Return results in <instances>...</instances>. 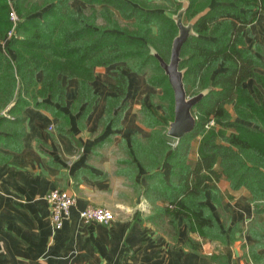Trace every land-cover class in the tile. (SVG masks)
Returning <instances> with one entry per match:
<instances>
[{
	"label": "crops",
	"instance_id": "obj_1",
	"mask_svg": "<svg viewBox=\"0 0 264 264\" xmlns=\"http://www.w3.org/2000/svg\"><path fill=\"white\" fill-rule=\"evenodd\" d=\"M145 1L153 7L166 5L163 0ZM174 2L181 3L175 14L169 6L163 9L172 18L183 10V23L192 25L217 4L235 5L233 0ZM189 4L200 5L202 10L186 21L184 12ZM70 6L87 15L95 14L98 24L105 23L100 14L103 4L70 0ZM241 33L245 47L261 63L255 73L263 76L264 12L242 27ZM9 38L5 35L0 39V50L13 59L14 51L7 47ZM118 65L123 64L95 67L91 86L96 99L87 113L85 103L72 105L77 80L62 76L66 87L63 105L46 99L52 110L29 104L12 115V101L6 107H10L9 112L4 114L5 108L0 113L10 121L16 115L24 119L21 132L10 124L3 129L0 126V264H264V248H255L263 254L258 261L249 252L254 244L250 227L264 220V212L256 214L247 190H231L224 176L216 181L219 201L211 202L207 190L203 203L213 211L227 236L231 227L238 225L240 230L233 232L231 241H214L213 247L207 244L194 251L185 244L191 234L182 217L176 221L175 234L152 223L150 215L167 205L166 197L173 192L169 167L161 161L159 150L149 149L153 135L161 128L155 120L165 115L168 105L161 88L150 86L145 74L126 72V94L120 104L108 108L107 99L116 95L108 87L114 84ZM242 86L256 102L257 91L264 95V88L253 77ZM144 108L152 114L146 115ZM172 119L163 134L174 146L178 139L166 134ZM257 125L264 129V122ZM200 141L201 136H197L191 142V163L198 157ZM54 188L75 197L68 217L57 230L52 227L45 199ZM89 206L109 208L114 219L107 224L82 222L79 211Z\"/></svg>",
	"mask_w": 264,
	"mask_h": 264
},
{
	"label": "trees",
	"instance_id": "obj_2",
	"mask_svg": "<svg viewBox=\"0 0 264 264\" xmlns=\"http://www.w3.org/2000/svg\"><path fill=\"white\" fill-rule=\"evenodd\" d=\"M83 1L104 5L100 12L104 24L96 22L95 14L74 10L70 0H0V39L12 27L11 9L17 16L7 42L14 58L0 50V113L12 101V115L29 104L52 110L44 102L46 99L63 105L66 87L61 76L77 80L72 105L85 103L87 113L96 99L91 86L95 67L122 63L116 67L114 84L108 87L116 94L107 99L110 108L120 104L126 94V72L145 74L150 86L161 88L168 104L165 115L155 120L161 128L153 135L149 149L160 151L161 161L169 167L173 190L166 197L167 205L156 208L150 220L175 234L176 221L182 217L191 234L185 244L194 251L209 242L231 241L233 232L240 230L238 225L232 226L227 236L203 200L210 190V201H219L216 181L224 176L231 190H247L256 213L264 211L259 205L264 202V129L257 125L264 122V95L255 91L256 102L242 86L253 77L264 88V75L255 73L261 63L245 47L241 33L242 27L264 12V0H233L234 6L217 4L194 21L195 34L181 47L179 68L183 70L188 96L205 89L207 92L192 107L193 130L175 140L174 146L163 134L167 121L173 117V92L153 51L168 61L178 27L163 8L173 6L170 12L176 13L181 3L163 0L166 5L160 8L145 0ZM201 10L202 6L189 4L184 19L190 20ZM144 113L152 114L148 108H144ZM211 119L214 125L206 128ZM23 121L18 115L12 121L0 115L1 129L10 124L21 132ZM197 136H201L198 157L191 163V142ZM168 150L171 151L167 154ZM249 231L254 239L250 256L258 261L263 254L255 248H264V223H254Z\"/></svg>",
	"mask_w": 264,
	"mask_h": 264
},
{
	"label": "water",
	"instance_id": "obj_3",
	"mask_svg": "<svg viewBox=\"0 0 264 264\" xmlns=\"http://www.w3.org/2000/svg\"><path fill=\"white\" fill-rule=\"evenodd\" d=\"M183 10L175 16L178 27L177 35L173 38L168 61H165L158 53L154 52L160 67L167 75L173 92V119L169 122L166 134L174 139L191 132L195 125V118L192 115V107L202 98L203 93L188 97L183 83V70L179 68L180 50L187 38L194 34L192 24H184L182 21ZM10 107L3 113L7 114Z\"/></svg>",
	"mask_w": 264,
	"mask_h": 264
},
{
	"label": "built area",
	"instance_id": "obj_4",
	"mask_svg": "<svg viewBox=\"0 0 264 264\" xmlns=\"http://www.w3.org/2000/svg\"><path fill=\"white\" fill-rule=\"evenodd\" d=\"M9 18L12 27L6 33L7 37H11L17 22V16L13 9L9 12ZM213 125L214 121L211 119L206 128ZM45 199L49 205L52 227L56 230L60 229L64 219L69 215L70 208L75 204V197L62 189L54 188L45 195ZM79 217L86 224L91 222L107 224L114 219V213L105 206H89L79 211Z\"/></svg>",
	"mask_w": 264,
	"mask_h": 264
},
{
	"label": "rangeland",
	"instance_id": "obj_5",
	"mask_svg": "<svg viewBox=\"0 0 264 264\" xmlns=\"http://www.w3.org/2000/svg\"><path fill=\"white\" fill-rule=\"evenodd\" d=\"M159 5H161V4H159ZM169 9H170V11H171L172 8H169ZM166 11H167V10H166ZM171 14H172V13H171ZM173 14H175V13H173ZM184 24H186V23H184ZM187 96H188V95H187ZM193 96H194V95H193ZM188 97H192V96H188ZM165 102H166V100H165ZM161 104L163 105V103H161ZM167 105H168V104H167ZM172 107H173V100H172ZM175 144H176V143H174L173 145H175ZM259 205H260V207H263V209H264V202L261 203V204H259ZM262 212H264V211H262ZM262 212H260V213H262ZM260 213H256V214H260ZM262 215H263L262 217H264V214H262ZM261 219H264V218H261ZM261 223H264V220H262ZM207 244H210V247L212 246L210 242L207 243ZM207 244H206V245H207ZM206 245H205V246H206ZM212 247H213V246H212ZM206 248H207V247H206Z\"/></svg>",
	"mask_w": 264,
	"mask_h": 264
}]
</instances>
